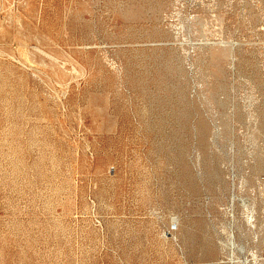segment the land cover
<instances>
[{"label": "rangeland", "instance_id": "1", "mask_svg": "<svg viewBox=\"0 0 264 264\" xmlns=\"http://www.w3.org/2000/svg\"><path fill=\"white\" fill-rule=\"evenodd\" d=\"M0 264H264V0H0Z\"/></svg>", "mask_w": 264, "mask_h": 264}, {"label": "bare ground", "instance_id": "2", "mask_svg": "<svg viewBox=\"0 0 264 264\" xmlns=\"http://www.w3.org/2000/svg\"><path fill=\"white\" fill-rule=\"evenodd\" d=\"M182 1V0H181ZM184 1V0H183ZM254 1V0H253ZM257 2V1H256ZM258 3V2H257ZM260 3V2H259ZM178 5H179V3H178ZM181 5V4H180ZM184 5V4H183ZM175 6V5H174ZM172 11V10H171ZM178 13V12H177ZM168 14V13H167ZM175 14V13H174ZM174 14H173V16H174ZM180 15V14H179ZM171 19V18H170ZM169 20V19H168ZM172 26V25H171ZM178 29V28H177ZM181 29V28H180ZM191 31V30H190ZM255 36V35H254ZM195 43V42H194ZM190 46V45H189ZM256 46V45H255ZM256 48V47H255ZM262 48V47H261ZM260 48V49H261ZM256 50H258V49H256ZM259 52V51H258ZM263 52V51H262ZM263 113V112H262Z\"/></svg>", "mask_w": 264, "mask_h": 264}]
</instances>
